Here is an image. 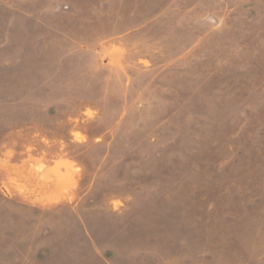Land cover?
I'll return each instance as SVG.
<instances>
[{
  "label": "rangeland",
  "instance_id": "374dc122",
  "mask_svg": "<svg viewBox=\"0 0 264 264\" xmlns=\"http://www.w3.org/2000/svg\"><path fill=\"white\" fill-rule=\"evenodd\" d=\"M0 264H264V0H0Z\"/></svg>",
  "mask_w": 264,
  "mask_h": 264
},
{
  "label": "crops",
  "instance_id": "0c3cea01",
  "mask_svg": "<svg viewBox=\"0 0 264 264\" xmlns=\"http://www.w3.org/2000/svg\"><path fill=\"white\" fill-rule=\"evenodd\" d=\"M10 180H15L17 181L18 183H20V179L19 178H16V177H10ZM18 189H20L19 187L18 188H14V185H10L9 188H7L6 190L8 191V194H10V196H15V197H19V194L17 193ZM14 191V192H13ZM20 203H23L25 204V206L27 207H30V208H42V207H45V206H48L49 204H40V203H34V202H31V201H19ZM58 203V202H57ZM56 203H53L51 205H54Z\"/></svg>",
  "mask_w": 264,
  "mask_h": 264
}]
</instances>
